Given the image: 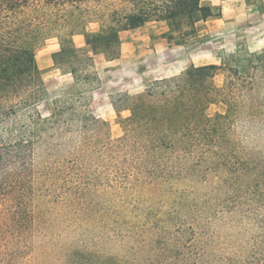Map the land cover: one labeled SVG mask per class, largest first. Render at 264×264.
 Listing matches in <instances>:
<instances>
[{
    "label": "trees",
    "instance_id": "obj_1",
    "mask_svg": "<svg viewBox=\"0 0 264 264\" xmlns=\"http://www.w3.org/2000/svg\"><path fill=\"white\" fill-rule=\"evenodd\" d=\"M214 16L201 0H0V264H28L29 239L55 210L63 222L80 218L76 207L83 208L93 183L83 168L90 133L108 158L125 155L152 180L158 171L160 184L176 173L202 181L217 177L223 205L232 203L221 222L245 239L226 247L232 239L218 243L217 232L208 234L202 223L156 224L145 242L154 252L147 264H264V50L235 57L230 66H192L124 97L130 116L115 141L87 106L59 101L47 116L39 110L49 92L36 50L49 39L60 45L54 65L74 77L84 72L90 85L94 56L117 59L121 33L166 22L190 37ZM93 23L100 30L88 32ZM78 34L85 48L76 45ZM223 68L226 80L217 88L214 79ZM216 102L226 112L210 118L206 111ZM104 264L120 263L112 258Z\"/></svg>",
    "mask_w": 264,
    "mask_h": 264
},
{
    "label": "rangeland",
    "instance_id": "obj_2",
    "mask_svg": "<svg viewBox=\"0 0 264 264\" xmlns=\"http://www.w3.org/2000/svg\"><path fill=\"white\" fill-rule=\"evenodd\" d=\"M201 4L209 6L215 16L198 23L190 37L182 38L166 22H150L121 33L117 59L94 56L91 72L98 80L93 75L90 85L84 80V72L78 71L74 77L67 67L57 68L52 55L59 51V41H46L36 50L49 92L48 102L39 106L40 112L49 115L59 101L78 108L87 106L94 118L106 122L108 135L115 141L123 135L121 122L130 116L124 97L142 94L154 81L179 76L192 66H230L235 57L264 50V0H201ZM87 30L97 32L100 25L90 24ZM74 40L85 48L82 34ZM226 75V68L218 72L214 79L217 88L223 87ZM225 112L222 102L211 104L206 111L210 118ZM88 138L83 168L93 183L92 191L82 200L83 208L76 207L80 218L73 215L69 222H63L55 210L47 224L39 226L29 239L24 263L72 264L77 256L74 264H104L112 258L120 264H147L154 258V252L149 253L152 248L145 243L150 238L149 229L172 221L186 226L202 223L208 234L217 232L218 243L220 237L223 241L231 238L226 247L245 239L243 233L234 232L233 224L221 222L229 218L227 212L233 206L231 201L223 205L225 198L215 190L217 177L202 181L176 173L160 184L158 171L153 180L147 178L145 172L131 166V160L126 162L125 155L108 158L95 134ZM142 174L143 181L135 185ZM129 176L131 183H126ZM202 220H209V224ZM169 227L174 228L172 224ZM136 235H141L137 242Z\"/></svg>",
    "mask_w": 264,
    "mask_h": 264
}]
</instances>
